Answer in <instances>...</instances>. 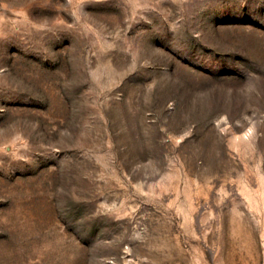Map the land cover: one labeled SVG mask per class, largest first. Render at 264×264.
Masks as SVG:
<instances>
[{
  "label": "rangeland",
  "instance_id": "obj_1",
  "mask_svg": "<svg viewBox=\"0 0 264 264\" xmlns=\"http://www.w3.org/2000/svg\"><path fill=\"white\" fill-rule=\"evenodd\" d=\"M0 264H264V0H0Z\"/></svg>",
  "mask_w": 264,
  "mask_h": 264
}]
</instances>
